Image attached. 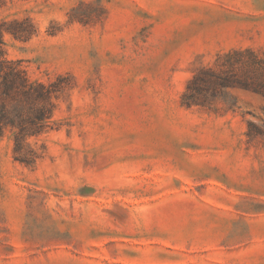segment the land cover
I'll return each mask as SVG.
<instances>
[{"label": "rangeland", "instance_id": "1", "mask_svg": "<svg viewBox=\"0 0 264 264\" xmlns=\"http://www.w3.org/2000/svg\"><path fill=\"white\" fill-rule=\"evenodd\" d=\"M9 59L75 87L34 168L0 137V264H264V98L185 107L219 52L264 55V0H0ZM17 28L15 25H8Z\"/></svg>", "mask_w": 264, "mask_h": 264}, {"label": "trees", "instance_id": "2", "mask_svg": "<svg viewBox=\"0 0 264 264\" xmlns=\"http://www.w3.org/2000/svg\"><path fill=\"white\" fill-rule=\"evenodd\" d=\"M5 31L18 39H29L35 27L28 18L0 22V137L8 135L12 140L16 161L34 168L47 149L43 143L38 145V140L58 127L55 113L61 101L70 96L75 77L61 73L47 80L33 78L22 60L7 57ZM235 90L264 98V55L257 49L239 47L217 53L212 62L201 65L189 79L181 103L188 108L212 109L222 101L235 109ZM246 135L248 142L259 138L264 141V107L260 121H248Z\"/></svg>", "mask_w": 264, "mask_h": 264}]
</instances>
